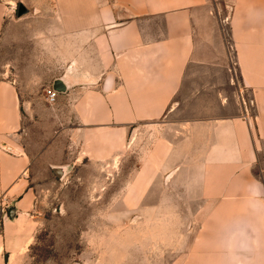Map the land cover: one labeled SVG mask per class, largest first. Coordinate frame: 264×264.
Instances as JSON below:
<instances>
[{"label":"crops","instance_id":"crops-1","mask_svg":"<svg viewBox=\"0 0 264 264\" xmlns=\"http://www.w3.org/2000/svg\"><path fill=\"white\" fill-rule=\"evenodd\" d=\"M9 9L0 0V34ZM37 11L14 24L13 80L0 81L12 150L0 149V203L19 214L43 166L128 155V198L168 208L188 264H264V0H46Z\"/></svg>","mask_w":264,"mask_h":264},{"label":"rangeland","instance_id":"rangeland-1","mask_svg":"<svg viewBox=\"0 0 264 264\" xmlns=\"http://www.w3.org/2000/svg\"><path fill=\"white\" fill-rule=\"evenodd\" d=\"M7 1L10 30L0 34V81L13 80L9 63L18 5L31 15L46 0ZM10 145L7 136L0 149L11 154ZM131 163L127 155L113 166H76L62 180L46 166L38 176L29 174L30 203L19 214L16 202L0 203V233L4 221L12 223L0 264H188L191 257L179 250L180 227L168 208L164 214L141 212L142 199L128 198Z\"/></svg>","mask_w":264,"mask_h":264},{"label":"water","instance_id":"water-1","mask_svg":"<svg viewBox=\"0 0 264 264\" xmlns=\"http://www.w3.org/2000/svg\"><path fill=\"white\" fill-rule=\"evenodd\" d=\"M30 13L29 9L23 4L20 3L18 5V9H17V18L21 19L23 17H25L26 15H28ZM62 86V82L60 80H57L54 83V91L56 93H62V89L60 88ZM52 173L59 179L62 180L64 179L70 172H71V168L68 166H64V167H52ZM14 210H12L10 212V217L13 218L14 217Z\"/></svg>","mask_w":264,"mask_h":264},{"label":"built area","instance_id":"built-area-1","mask_svg":"<svg viewBox=\"0 0 264 264\" xmlns=\"http://www.w3.org/2000/svg\"><path fill=\"white\" fill-rule=\"evenodd\" d=\"M56 97H57V94L56 93H54V92L50 93L49 96H48L49 102L50 103H54L55 100H56ZM1 224L2 223H0V230H1Z\"/></svg>","mask_w":264,"mask_h":264},{"label":"trees","instance_id":"trees-1","mask_svg":"<svg viewBox=\"0 0 264 264\" xmlns=\"http://www.w3.org/2000/svg\"><path fill=\"white\" fill-rule=\"evenodd\" d=\"M0 223H2V221L0 220Z\"/></svg>","mask_w":264,"mask_h":264}]
</instances>
